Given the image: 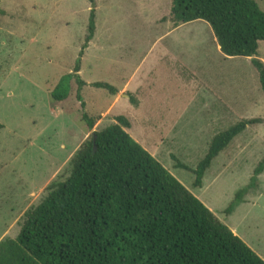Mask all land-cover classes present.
<instances>
[{
  "label": "rangeland",
  "instance_id": "374dc122",
  "mask_svg": "<svg viewBox=\"0 0 264 264\" xmlns=\"http://www.w3.org/2000/svg\"><path fill=\"white\" fill-rule=\"evenodd\" d=\"M94 1L95 34L79 72L87 84L81 91L84 111L98 119L89 130L74 84L63 103L50 98L84 43L88 0H0V241L16 237L24 212L41 202L52 181L67 175L83 141L121 115L131 123L129 136L264 260V172L257 188L225 213L264 156V96L250 59L217 53L203 21L165 37L172 28L162 20L170 0ZM254 1L264 12V0ZM173 40L178 50L185 41L189 46L184 70L164 51ZM255 58L264 63V41ZM94 82L118 93L95 89ZM252 118L263 122L234 138L206 170L202 187L194 188L191 170L212 138Z\"/></svg>",
  "mask_w": 264,
  "mask_h": 264
},
{
  "label": "trees",
  "instance_id": "16d2710c",
  "mask_svg": "<svg viewBox=\"0 0 264 264\" xmlns=\"http://www.w3.org/2000/svg\"><path fill=\"white\" fill-rule=\"evenodd\" d=\"M90 4L86 36L76 62L50 91L63 103L72 84L81 120L91 130L97 118L85 111L80 75L84 50L95 34V1ZM172 28L203 21L225 58H249L264 96V63L256 59L264 41V12L254 0H170ZM91 87L115 96L103 82ZM129 102L134 100L129 97ZM262 119H242L215 135L207 152L191 170L194 188L212 161L247 127ZM3 125L0 124V130ZM129 119L93 132L73 153L68 173L52 181L46 195L22 215L14 239L0 241V264H264L238 236L133 140ZM95 137V139H94ZM176 167L187 169L177 162ZM264 172V156L249 184L236 192L227 215L255 190Z\"/></svg>",
  "mask_w": 264,
  "mask_h": 264
},
{
  "label": "crops",
  "instance_id": "0c3cea01",
  "mask_svg": "<svg viewBox=\"0 0 264 264\" xmlns=\"http://www.w3.org/2000/svg\"><path fill=\"white\" fill-rule=\"evenodd\" d=\"M185 26L184 25H182V26H179V27H176V28H169V30H167V33L164 35L165 37H171V35H172V33H174V32H176V31H180L181 29H183ZM190 33H192L193 34V32H190ZM210 33H212L211 31H210ZM214 38V37H213ZM199 46H202V42H201V39L199 40ZM176 42H174V40H173V42L171 43V42H169L168 43V45H167V47H166V45L164 46L165 48H164V51L166 52V54L167 55H169V57H170V62H174V63H176V64H179V66H180V69L182 68L183 70L184 69H186V67H187V47H189V46H187V43H186V41L185 42H183V43H181V44H178V46H180V48H179V50H178V48L176 49ZM148 52H153L152 51V47L149 49V51ZM216 52L217 53H219V47L217 46L216 47ZM140 70H141V66H138L137 67V73H139L140 72ZM176 73V72H175ZM177 77H179L180 75H181V71L179 70V71H177ZM133 81H134V78H133V80L130 78V82L128 83V85H126V89L133 83ZM125 84V83H124ZM124 87V85L122 86V88ZM118 90V89H117ZM118 93V92H117ZM126 97V98H128V101L127 102H129V97L130 96H128V95H125V94H121V97ZM116 103H117V101H114V106L116 105ZM112 108H114L113 106H112Z\"/></svg>",
  "mask_w": 264,
  "mask_h": 264
},
{
  "label": "water",
  "instance_id": "95a60500",
  "mask_svg": "<svg viewBox=\"0 0 264 264\" xmlns=\"http://www.w3.org/2000/svg\"><path fill=\"white\" fill-rule=\"evenodd\" d=\"M94 139H95V137H94Z\"/></svg>",
  "mask_w": 264,
  "mask_h": 264
}]
</instances>
